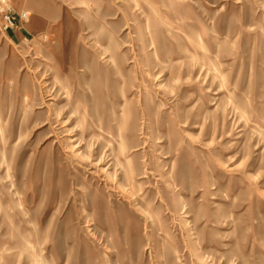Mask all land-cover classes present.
<instances>
[{
    "label": "rangeland",
    "instance_id": "obj_1",
    "mask_svg": "<svg viewBox=\"0 0 264 264\" xmlns=\"http://www.w3.org/2000/svg\"><path fill=\"white\" fill-rule=\"evenodd\" d=\"M6 1L0 264H264V0Z\"/></svg>",
    "mask_w": 264,
    "mask_h": 264
},
{
    "label": "built area",
    "instance_id": "obj_2",
    "mask_svg": "<svg viewBox=\"0 0 264 264\" xmlns=\"http://www.w3.org/2000/svg\"><path fill=\"white\" fill-rule=\"evenodd\" d=\"M0 18L2 21V31L8 32L12 28L16 26V22L14 19V16L12 15L11 9L8 6V3L6 0H0ZM18 19L20 22H27L29 19V14L25 12H21L18 15Z\"/></svg>",
    "mask_w": 264,
    "mask_h": 264
},
{
    "label": "crops",
    "instance_id": "obj_3",
    "mask_svg": "<svg viewBox=\"0 0 264 264\" xmlns=\"http://www.w3.org/2000/svg\"><path fill=\"white\" fill-rule=\"evenodd\" d=\"M32 26L34 27V22H33V24H31L30 27L27 28V30H31ZM13 29H18V27L15 26L14 28H12L11 30H9L8 32H9V33L13 32Z\"/></svg>",
    "mask_w": 264,
    "mask_h": 264
}]
</instances>
